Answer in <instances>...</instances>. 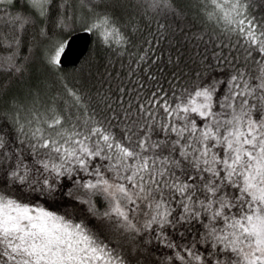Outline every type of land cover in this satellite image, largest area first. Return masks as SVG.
Instances as JSON below:
<instances>
[{
    "label": "snow or ice",
    "instance_id": "obj_1",
    "mask_svg": "<svg viewBox=\"0 0 264 264\" xmlns=\"http://www.w3.org/2000/svg\"><path fill=\"white\" fill-rule=\"evenodd\" d=\"M0 264H264V0H0Z\"/></svg>",
    "mask_w": 264,
    "mask_h": 264
},
{
    "label": "water",
    "instance_id": "obj_2",
    "mask_svg": "<svg viewBox=\"0 0 264 264\" xmlns=\"http://www.w3.org/2000/svg\"><path fill=\"white\" fill-rule=\"evenodd\" d=\"M90 38V34L83 31H76L68 37L69 45L66 52L62 54L63 66L78 63L88 48Z\"/></svg>",
    "mask_w": 264,
    "mask_h": 264
},
{
    "label": "trees",
    "instance_id": "obj_3",
    "mask_svg": "<svg viewBox=\"0 0 264 264\" xmlns=\"http://www.w3.org/2000/svg\"><path fill=\"white\" fill-rule=\"evenodd\" d=\"M90 36H91V38H90L88 48H87L86 52L84 53V55L82 56V58L78 61V63L76 65L63 66V68H62V71L69 74V80L70 81L74 80V78H75L76 73L74 70L76 69V67L81 65L84 61H87L88 59H90L91 54L93 52H96L101 57L106 55V53L100 48L98 43H96V38L91 34H90Z\"/></svg>",
    "mask_w": 264,
    "mask_h": 264
}]
</instances>
